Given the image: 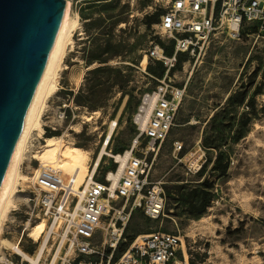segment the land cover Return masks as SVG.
<instances>
[{
    "label": "rangeland",
    "instance_id": "1",
    "mask_svg": "<svg viewBox=\"0 0 264 264\" xmlns=\"http://www.w3.org/2000/svg\"><path fill=\"white\" fill-rule=\"evenodd\" d=\"M168 6L169 0H71L73 20L79 25L72 33L73 45L67 46L57 93L44 108L42 128L46 133L66 134L70 146L88 151L92 161L109 137L107 154L95 174L97 181H104L117 168L112 156L129 149L135 139L132 117L141 95L156 85L147 71L150 63L156 66L148 58L152 43L159 38L169 45L168 39L155 35L157 24L147 27V22L153 21L154 14L165 13ZM95 58L107 59L106 67L90 73L101 66L98 62L90 64ZM172 79L178 86L186 85V96L151 173L152 182L163 183L165 217L151 221L138 211L126 235L159 231L181 236L175 264H188L189 253L195 255L193 259L199 255L197 261L206 254L203 264H264V30L258 32L248 26L239 41L219 36L205 54L183 63ZM249 100L254 102L253 110L247 106ZM61 113H65L63 120ZM245 113L250 114L251 122L242 129ZM240 130L244 138L235 142ZM37 135L33 132L29 143L40 139ZM29 143L21 174L30 180L17 185L3 224L0 264H30L2 240L32 258L38 256L46 241L39 263L68 264L78 257L68 248L65 228L51 227V221L29 201V185L40 166ZM176 143L182 145L179 155ZM214 145L219 146L217 150ZM199 146L207 166L200 177L189 176L179 160ZM218 152L230 161L225 177L211 170ZM188 159L182 160L186 166L191 164ZM62 175L70 178L65 172ZM201 191L211 195V202L205 213L191 212L192 204L200 203ZM43 220L46 232L35 242L28 236L29 230ZM118 255L117 251L113 260ZM91 259L97 261L99 257Z\"/></svg>",
    "mask_w": 264,
    "mask_h": 264
},
{
    "label": "built area",
    "instance_id": "2",
    "mask_svg": "<svg viewBox=\"0 0 264 264\" xmlns=\"http://www.w3.org/2000/svg\"><path fill=\"white\" fill-rule=\"evenodd\" d=\"M160 19L155 35L173 43L174 53L168 56L158 43H152L148 58L161 63L166 72L162 79L153 77L156 85L140 97L132 117L135 139L129 149L117 155L128 154L122 172L119 173L121 163L112 156L117 168L104 181L94 177V181L76 189L72 178L66 180L59 170L40 165L29 185V201L39 214L51 221V227L63 225L66 230L68 248L78 257L68 264H175L181 236L155 231L130 241L126 235L138 211L151 221L165 217L163 183L152 182L151 173L175 126L187 89L173 82L171 72L180 55L197 58L219 36L239 41L251 25L263 31L264 0H169ZM64 117L65 113H61L62 120ZM45 134L44 131L37 143H29L33 153L42 151ZM181 149L182 145L176 143L177 155ZM187 156L190 166L182 163ZM179 162L187 175L196 176L206 163V155L199 146ZM121 246L126 250L113 260ZM94 256L99 259L93 261Z\"/></svg>",
    "mask_w": 264,
    "mask_h": 264
},
{
    "label": "water",
    "instance_id": "3",
    "mask_svg": "<svg viewBox=\"0 0 264 264\" xmlns=\"http://www.w3.org/2000/svg\"><path fill=\"white\" fill-rule=\"evenodd\" d=\"M67 0H0V189Z\"/></svg>",
    "mask_w": 264,
    "mask_h": 264
},
{
    "label": "bare ground",
    "instance_id": "4",
    "mask_svg": "<svg viewBox=\"0 0 264 264\" xmlns=\"http://www.w3.org/2000/svg\"><path fill=\"white\" fill-rule=\"evenodd\" d=\"M77 25H79V21L74 22L73 20L71 0H67L64 15L57 31L43 77L28 111L22 134L0 189V233H2L3 224L7 220L10 209L13 205L17 185H19L21 180H30L21 174V166L27 156L26 150L29 138L33 132H37V136L40 139L43 135V111L45 106H47L46 103L48 99L57 93V80L59 72L64 66L63 63L67 55V46L73 45L72 33ZM90 120L91 118H86L87 122ZM65 137H67L66 134L63 136L46 138L42 151L38 153L34 159L42 166H48L59 170L60 172L67 173L75 182L74 187L79 189L81 188L80 184H82L85 179L87 181L84 186L88 185L90 181H94L95 174L100 167L102 158L107 154L106 147L108 142L110 144V140L108 137L105 143L106 146H104L100 155L92 161L91 154L88 151L70 146V144L65 140ZM61 155H65V158H61ZM115 157L117 161L121 163L119 168V173H121L125 167L128 154L125 157L122 155L120 157ZM115 180H117V176H115ZM46 228L47 224L43 220L29 230L28 236L35 242H39L46 232ZM48 234L50 238V233ZM2 241L3 244L7 247L9 246V248H11L15 253L22 255L30 264H40V258L45 249L46 241L43 243L40 253L36 258L28 256L20 248L11 244L9 241Z\"/></svg>",
    "mask_w": 264,
    "mask_h": 264
},
{
    "label": "trees",
    "instance_id": "5",
    "mask_svg": "<svg viewBox=\"0 0 264 264\" xmlns=\"http://www.w3.org/2000/svg\"><path fill=\"white\" fill-rule=\"evenodd\" d=\"M163 14L160 13V12L154 14L153 15L154 16L153 21H148L147 22V27H150L153 24H158L160 22V17ZM155 42L158 43L165 50V53L168 56H172L173 55V53H174L173 43H169V45H166L159 38H156ZM109 47H110V44L107 45V49ZM187 60H188L187 55H180L179 59H178V64H177L176 68L171 72V75L174 72L181 70L182 64L185 63ZM94 62H98L101 66H98V67L94 68L93 70L89 71L90 73H98V72H101V71L105 70L106 66H104V65L107 63V59H97V58H95L92 61H90V64H92ZM155 64H156V66L152 67V65L150 63L147 66V71H148V73L151 76H153V77H155L157 79H162L164 77V75H165L166 69L159 62H155ZM228 101H231V97L228 99ZM243 102H244V100L240 101L239 103L242 104ZM77 103L79 105H82L83 101L80 98H78ZM253 103H254L253 100H249L248 105H247L248 108L253 110L254 109V104ZM250 122H251L250 114L249 113H245L244 114V119H243L242 124H241V128L242 129L246 128L249 125ZM46 136H47V138L57 137V136H60V133L59 132H47ZM243 138H244L243 131L240 130V132L238 133V136L235 139V142H240ZM218 147H219L218 145H214L212 148L217 150ZM206 166L207 165L205 163L203 165L202 169L199 171V173L196 176H193V177H200L203 174ZM229 168H230L229 159L225 160V157H224L223 153L218 152L216 157H215V159H214V161H213V165H212V168H211L212 172L218 173L219 177H225L227 175L228 171H229ZM203 183L204 184L207 183L206 178L203 180ZM199 199H200V203L199 204H197V205L195 203L192 204L191 212H195V213H198V214H203V213L206 212V210H207V208H208V206H209V204L211 202V195L209 193H207L206 191H201L200 194H199ZM134 237L135 236L129 237V240L130 241L133 240ZM125 250H126V246H121V248L118 251L119 255L114 260H116ZM189 255H190V258H189L188 264H203L206 261V259H207V255L206 254L202 255L201 258L199 259V261H197V258H199V255H197L196 259H193V257L195 256L194 254L189 253Z\"/></svg>",
    "mask_w": 264,
    "mask_h": 264
},
{
    "label": "crops",
    "instance_id": "6",
    "mask_svg": "<svg viewBox=\"0 0 264 264\" xmlns=\"http://www.w3.org/2000/svg\"><path fill=\"white\" fill-rule=\"evenodd\" d=\"M173 75V74H172Z\"/></svg>",
    "mask_w": 264,
    "mask_h": 264
}]
</instances>
